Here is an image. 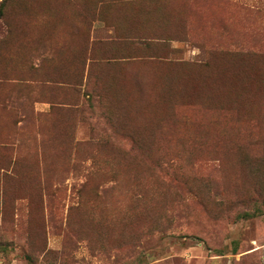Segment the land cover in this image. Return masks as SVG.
I'll use <instances>...</instances> for the list:
<instances>
[{
  "label": "rangeland",
  "instance_id": "1",
  "mask_svg": "<svg viewBox=\"0 0 264 264\" xmlns=\"http://www.w3.org/2000/svg\"><path fill=\"white\" fill-rule=\"evenodd\" d=\"M0 264H264V0H0Z\"/></svg>",
  "mask_w": 264,
  "mask_h": 264
}]
</instances>
